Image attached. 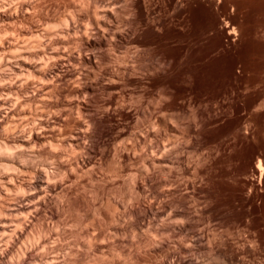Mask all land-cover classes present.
<instances>
[{
	"label": "clouds",
	"instance_id": "9594fccd",
	"mask_svg": "<svg viewBox=\"0 0 264 264\" xmlns=\"http://www.w3.org/2000/svg\"><path fill=\"white\" fill-rule=\"evenodd\" d=\"M257 187L264 0H0V264H264Z\"/></svg>",
	"mask_w": 264,
	"mask_h": 264
},
{
	"label": "bare ground",
	"instance_id": "6f19581e",
	"mask_svg": "<svg viewBox=\"0 0 264 264\" xmlns=\"http://www.w3.org/2000/svg\"><path fill=\"white\" fill-rule=\"evenodd\" d=\"M219 43L222 44L226 43V40L220 41ZM225 65H227L229 68L226 73H223L221 69L225 67ZM216 67L218 68L219 71L217 72V69L216 70L214 69L216 71V73L213 72L214 80H221L223 77L228 76L230 74L231 61H226L224 64L217 65ZM211 87H212V83L209 81H203V82H201L200 80L197 81V85H196L197 90L204 91ZM249 187L251 186L249 185ZM256 192L257 195L254 196L251 200H249L246 206L250 207L253 213H258V212L264 213V191H260L259 187H257Z\"/></svg>",
	"mask_w": 264,
	"mask_h": 264
},
{
	"label": "rangeland",
	"instance_id": "374dc122",
	"mask_svg": "<svg viewBox=\"0 0 264 264\" xmlns=\"http://www.w3.org/2000/svg\"><path fill=\"white\" fill-rule=\"evenodd\" d=\"M228 68H229V67H228L227 65H225V67H223L221 70H222L223 73H226V72L228 71ZM214 69H215V70L217 69V72L219 71L217 67H215ZM214 69H213V72L216 73V71H215ZM225 70H226V71H225Z\"/></svg>",
	"mask_w": 264,
	"mask_h": 264
}]
</instances>
